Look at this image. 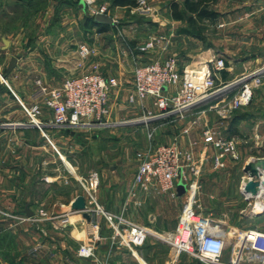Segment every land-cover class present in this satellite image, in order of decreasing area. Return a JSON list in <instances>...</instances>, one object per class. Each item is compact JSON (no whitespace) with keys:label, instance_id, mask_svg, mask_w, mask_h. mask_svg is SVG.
Segmentation results:
<instances>
[{"label":"crops","instance_id":"0c3cea01","mask_svg":"<svg viewBox=\"0 0 264 264\" xmlns=\"http://www.w3.org/2000/svg\"><path fill=\"white\" fill-rule=\"evenodd\" d=\"M41 2L45 3L48 12L50 8V11L58 12L70 4L68 0ZM176 3L179 4V1ZM80 5L79 1L76 8ZM98 5L108 8L111 2L98 0ZM72 8L75 6L72 5ZM121 8L126 7H114ZM155 9L159 11L160 7L156 6ZM215 12L218 22L222 24L224 39L245 36L250 40H264V0H217ZM110 14H106L109 19L114 17ZM150 20L124 23L126 25L121 30L127 39H122L120 44L115 38L108 39L109 44L104 43L107 32L99 33L95 28L88 31L90 39L85 45L92 50V54L86 59L79 56V45L74 48L72 43L62 41V51L57 56V62L42 64L40 77L35 75L36 78L30 84L26 108L33 103L31 93L36 79L50 88H57L66 79L80 76L97 67L104 78L117 83V87L109 91L106 113L102 117L106 126L56 128L49 124V111L42 108L39 117L42 132L29 124L27 115H24L23 122L17 117L9 120L14 123L13 127H0V264H91L94 261L103 264H199L186 253L175 252L165 241L175 231L183 206L189 198L190 180L194 187V210L204 216L215 217L231 227L260 230L255 226L244 225L247 219L256 217L254 213L264 208V162L255 161L264 160V116L258 117L264 110V94L257 96L256 91L250 105L225 117L216 113L215 106L225 105L218 100L199 113H193L194 109L184 116L186 119L178 131H170L168 144L175 143L180 151L190 153L199 168V174L191 176L189 182H176L175 195L162 192L155 183H134L139 165L136 154L143 151L150 142L161 145L155 133L164 130L166 126L164 119L144 121V109L158 113L152 99L128 100L134 94V69L168 57L177 59L180 71L184 68H198L210 60L209 55L214 53V50L211 53L209 50L202 51L199 43L186 46L188 37L179 35L178 21L164 17ZM79 21L77 18V23ZM236 25L242 27L237 30ZM50 35L48 33L47 38ZM153 36L164 37L168 41L167 47L158 44L146 53L139 52L137 48ZM219 54L226 66L217 76L218 83H225L224 73L233 71L231 61L253 59L250 55L242 59L234 58L236 54L226 50ZM248 68L251 72L260 67L252 64ZM46 72H52L53 77L50 78ZM249 72H240L236 77ZM56 76L60 82L59 79L52 81ZM175 90L168 88L166 94H173ZM2 103L5 104L4 109H0V117H4L3 113L7 110L5 107L10 109L12 104L16 106V102L11 100L0 102V108ZM211 112L213 116H209ZM118 118L122 121H113ZM169 121L178 122L180 119L171 118ZM113 127L116 131L107 132H117L112 134L118 137L125 134L131 138V130L134 128H140L142 134L144 131L146 135L152 136L133 154L132 139L127 143L124 137H120L116 146L120 150L117 158L108 160L102 157V163H98L94 169L84 165L81 162L83 150L96 148L97 135L105 132L101 130ZM216 140L230 141L234 147L233 155L224 156V166L220 169L213 167V158L218 153L213 144ZM105 146L114 147L111 144ZM94 158H98V155ZM253 162L258 164L252 166ZM248 164L257 171L258 176H249L246 171ZM238 179L239 188L232 189L231 186ZM249 179L258 185L253 192L242 193L241 185ZM92 182H96L94 201L87 192ZM218 186L221 187L220 192L227 193L226 196L221 197L218 190H213ZM78 196L85 200L89 220L82 212L71 208L73 200ZM236 198L242 203L230 204L229 201ZM250 199H254V203L248 202L247 206L245 202ZM96 205L106 214L121 215L126 221L143 228L147 233L143 245L138 248L119 245ZM220 207L222 211H216ZM263 218L264 213L257 216L256 220ZM92 223L98 225L96 235L92 234ZM226 241L229 243L228 239ZM81 245L93 246L92 258L76 256Z\"/></svg>","mask_w":264,"mask_h":264},{"label":"built area","instance_id":"2783aa9c","mask_svg":"<svg viewBox=\"0 0 264 264\" xmlns=\"http://www.w3.org/2000/svg\"><path fill=\"white\" fill-rule=\"evenodd\" d=\"M94 16H105L106 8L96 5V0H79ZM133 13L149 16L151 8L144 0L138 1ZM112 26L117 29L118 21L111 19ZM167 47L168 41L161 36L151 37L137 50L146 53L156 45ZM92 50L85 44L79 46V56L88 58ZM199 68L179 70L178 61L168 57L163 61L137 67L133 72V91L128 100L143 101L152 99L158 113L144 109V121L155 119H182L185 115L213 100H224L233 93L228 102L216 108L217 115L225 117L250 104L254 91L261 86L264 77V66L245 73L232 82L218 83L217 76L225 70V60L217 57L203 63ZM117 87L114 80L102 76L97 67L74 78L66 79L60 87L50 88L40 79L34 81L31 93L32 105L26 109L29 124L42 130L39 117L42 108L51 114L49 124L56 128H72L79 126H106L102 117L106 113L110 89ZM168 88H176L173 94H166ZM199 103L201 105L197 106ZM42 132V131H41ZM187 132V129L184 130ZM151 134L148 139H151ZM209 139V138H208ZM214 147L218 150L213 158L214 169L223 168L226 154L233 155L234 147L230 141L216 140ZM139 165L134 175L135 184L155 183L162 192L176 194V182H189L190 177L199 174L198 165L191 154L182 152L175 143L155 145L151 142L136 154ZM85 188V185L81 183ZM96 182L88 189L93 199ZM184 204L175 231L165 240L177 253H186L199 264H264V232L249 228H235L204 216L193 209V189ZM97 210L104 216L113 231V239L119 245L138 248L145 242L146 231L123 219L121 215H109L97 205ZM43 216V213H41ZM98 233V225L92 223V234ZM231 240L228 243L226 240ZM93 246L81 245L76 252L78 258H92ZM229 249L227 259L225 251ZM91 264H103L97 261Z\"/></svg>","mask_w":264,"mask_h":264},{"label":"rangeland","instance_id":"374dc122","mask_svg":"<svg viewBox=\"0 0 264 264\" xmlns=\"http://www.w3.org/2000/svg\"><path fill=\"white\" fill-rule=\"evenodd\" d=\"M7 1H10V3H8ZM75 1L76 3L74 2V0H68L70 4L65 6V8L63 9H59L58 12L56 10L50 11L51 8L48 12L45 3L41 2V0H0V90L4 91L0 92V102L11 100L16 102V106L12 104L13 107H11L10 109H8V106L5 107V109L7 110L4 111L5 113H3L4 117H0V127H13L12 124L14 123H11V121L14 119V117H17V119L20 121L24 119V115H26L27 109L25 101H27V96L29 95L30 84L36 78L35 75L40 77V69L42 67V64L47 65L46 62H53L55 64L57 62V56H59L58 54L60 53V51H62L60 46V44H62V41L72 43L71 45H74V48L89 41V30L88 26L86 25V19L90 18L91 21L93 20L96 23L106 25L108 27L109 32L106 31L107 35H105L104 38L107 40L104 41V43L108 42L109 44L110 41L108 39L115 38L116 42L120 44L122 39H127L125 37V32L121 30V27L125 26L126 24L124 23H126L127 21H147L150 19L155 20L157 17L173 19L171 16L172 12L170 9V4L176 3L178 1L179 6H181L182 4L181 0H144L146 4L151 8L153 13L149 16H143L138 13H133L134 7L140 0H133L135 5L129 8L114 9V7L110 6L106 8V14L108 15V12H110V15L114 16L111 17V19L115 18L118 21L119 30H116L112 27V25L110 26L108 24H104L103 22L97 21L96 17H94L90 13L89 9L84 6L81 2V7L79 6L78 10L76 8L78 6V0ZM102 1L104 0H101V2ZM106 1L108 2V0ZM216 1L217 0H212L207 3L206 8L215 12ZM72 5H74L75 8H72ZM96 5H98V0H96ZM156 6L160 7L159 11L155 9ZM46 15L48 16V18H46ZM77 18L80 19L78 23ZM221 25L222 24L219 23L217 19L215 21H211L199 20L197 18H195L193 24L190 25L186 22L185 16H182V19L178 20L177 23L178 31L185 32H180L179 35H186L188 37L186 41V46L190 47L192 46V43H199L201 45L202 51L209 50L208 52L211 53V50H214V53H211L209 55L210 59H213V56L214 58L219 57V52L225 50L229 51L230 54H236V56H233L234 58L242 59L246 56L249 57V55L253 58L249 60L248 58H246L242 61L237 62L231 61L233 71L228 73L225 72L223 81H234L238 78L236 76L239 75L240 72H249L250 70L248 67L252 64H257V66L259 67L264 66V40H250L245 36L240 38L233 37L234 39H224L222 36L223 28ZM241 27V25L235 26L237 30H239ZM48 33L49 35L52 33L49 38H47ZM2 39L9 41V46L6 49H3ZM11 59L16 60L15 66L12 68L11 71H7ZM46 74H48L50 78L53 77L52 72H46ZM56 79L59 78L56 76L52 81H55ZM58 81L60 82V79ZM255 91L257 96L264 94V77L261 86L258 87ZM233 93H229V95H226L225 99L222 100L221 103L228 102L229 98L232 96ZM217 101L218 100L204 106L202 105L203 107L200 106L196 108L193 113H199L201 109H207L208 107L213 106L212 104ZM251 102H253V98ZM2 104L3 105L0 109L3 110V106L5 103ZM213 115L214 113L211 112L209 116ZM261 116H264V110L258 115V117L262 118ZM193 117L197 116L193 115ZM170 119H164L163 123H165L166 125L163 128L164 130L155 133V136L156 138H158L161 145H165L164 143L168 144L167 137L169 136L170 131H178V128L181 127V124L184 123L186 118L183 117L178 122L169 121ZM113 121L119 122L122 120L118 118L117 120ZM20 127H22V125H20ZM115 129L116 128L113 127L101 130L105 132L104 134L99 133L97 135L98 137L96 143L98 144L96 148H92L91 151H89V149L83 150L81 162L84 165L92 166V168L94 169L98 163H102V157L108 160L117 158L120 155V150L119 148H116V146L119 142L120 137H124L127 143L130 142L132 139V148L129 147L132 150V154L134 153L135 149L140 148L148 139V135H146L144 131V134H142L140 128H134L133 130H131V138L129 136H125V134H122L120 137H118L117 134H112L117 132H107L116 131ZM104 139H106L107 141H105ZM108 144H111L114 147H106L105 145ZM91 153L93 154V156H89V154ZM97 155L98 158L92 159L94 156ZM239 186L240 179H238L236 183L231 186V188L237 189L239 188ZM219 189H221V187L218 186L214 187L213 190H218V193L221 197L226 196L227 193L220 192ZM210 193L213 192L211 191ZM235 195L237 198L239 197L237 192ZM237 198L234 200H230V204L242 203L241 201L239 202V199ZM248 202L250 204H253L254 199L246 201L245 204ZM220 208H217L216 211H222V208ZM210 218L218 221L215 217ZM233 218L236 219L237 217ZM256 218L257 216L253 217L252 219H247L246 222H244V225H248L249 227L255 226L260 230H264V218L260 220H256ZM229 243H231V240H229ZM228 255L229 249L225 251L224 259H227Z\"/></svg>","mask_w":264,"mask_h":264},{"label":"trees","instance_id":"16d2710c","mask_svg":"<svg viewBox=\"0 0 264 264\" xmlns=\"http://www.w3.org/2000/svg\"><path fill=\"white\" fill-rule=\"evenodd\" d=\"M210 1L212 0H182L181 6H179L177 3H171V16L176 21L182 19V16H185L186 22L190 25L193 24L195 18L199 20L215 21L217 19L216 12H213L206 8V4ZM110 2L111 7L117 6L129 8L135 5L133 0H110ZM86 23L89 31H91L93 28L97 29L99 33H104L108 31V27L106 25H101L99 23L94 22L93 20L91 21L90 18L86 19Z\"/></svg>","mask_w":264,"mask_h":264},{"label":"water","instance_id":"95a60500","mask_svg":"<svg viewBox=\"0 0 264 264\" xmlns=\"http://www.w3.org/2000/svg\"><path fill=\"white\" fill-rule=\"evenodd\" d=\"M96 20L99 21V22L108 23V24L112 25L111 19L107 18L106 16H97L96 17ZM2 43H3V49H6L9 46V41H7L5 39H2ZM15 62H16L15 59H11L7 71H11L12 70V68L15 66ZM201 104L202 103H199L197 106H199ZM255 161L264 162V160H255ZM246 171L248 172V174H249L250 177L258 176L257 171L254 168H252L250 166V164L247 165V170ZM257 185H258V183L252 181L251 179L247 180L245 183H243L241 185L242 193L253 192L254 188ZM180 192H181V189H179V193ZM71 208H72L73 211L82 212L83 213V216L87 220L90 219L89 214L86 212L85 200H84V198L82 196H78V197H76L73 200L72 205H71ZM263 213H264V208L260 212L254 213L253 215L254 216H260Z\"/></svg>","mask_w":264,"mask_h":264},{"label":"bare ground","instance_id":"6f19581e","mask_svg":"<svg viewBox=\"0 0 264 264\" xmlns=\"http://www.w3.org/2000/svg\"><path fill=\"white\" fill-rule=\"evenodd\" d=\"M202 66H204V65H202ZM202 66H199V67H202ZM199 67H198V68H199ZM257 164H258L257 162H253V163H252V166L257 165Z\"/></svg>","mask_w":264,"mask_h":264}]
</instances>
